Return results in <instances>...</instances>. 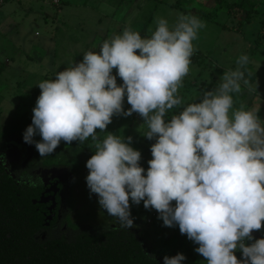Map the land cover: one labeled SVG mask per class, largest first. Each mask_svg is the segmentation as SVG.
<instances>
[{"label":"clouds","instance_id":"obj_1","mask_svg":"<svg viewBox=\"0 0 264 264\" xmlns=\"http://www.w3.org/2000/svg\"><path fill=\"white\" fill-rule=\"evenodd\" d=\"M156 23L150 38L125 28L105 40L99 52H85L81 62L39 83L24 142L34 144L43 158L62 141L70 145L91 137L97 150L86 162V184L120 228L136 227L131 207L143 201L163 226H178L198 245L195 251L207 264H264V238L252 235L264 227V126L257 112L243 105L229 114L231 94L241 92V81L249 85L242 71L249 57L240 56L236 70L225 71L217 88L185 106L178 89L190 70L193 41L206 24L184 14L171 29L166 19ZM114 68L123 80L120 86ZM125 95L131 105L127 111ZM182 106L166 122L168 110ZM133 113L147 125L144 136L156 141L146 174L131 136L125 142L109 133L99 142L96 133L106 131L115 114ZM163 259L183 264L187 257L177 253Z\"/></svg>","mask_w":264,"mask_h":264},{"label":"rangeland","instance_id":"obj_2","mask_svg":"<svg viewBox=\"0 0 264 264\" xmlns=\"http://www.w3.org/2000/svg\"><path fill=\"white\" fill-rule=\"evenodd\" d=\"M178 1L190 11L174 6ZM235 1L244 7L240 5L228 12V3ZM205 9H210L211 19L195 14L197 10ZM180 14L195 15L206 24L199 30L198 39L193 41L195 51L191 56L190 70L183 78V86L178 89L177 95L183 105L198 101L204 90L218 87L223 73L236 70L238 58L247 55L249 62L242 71L254 72L257 77L249 81V85L241 81L243 90L233 98L229 114L243 105L245 110L257 112L264 126V35L259 34L264 21V0H59L58 4L53 0H4L0 3V152L11 147L20 151L21 162L14 169L21 181H38V177L31 174L34 169L24 173L23 164L34 166L39 153L24 140L4 136V128L15 111L33 113L41 94L38 84L55 79L58 72L81 62L85 52H99L105 40L122 34L125 28L138 31L142 38H150L158 27V19H166L171 29ZM4 61L8 63L5 65ZM115 76L117 85H122V78L118 74ZM123 107L125 111L131 107L126 95ZM182 110L183 106L169 111L178 114ZM147 130L138 113L127 117L115 114L106 131L97 129L96 133L99 142L109 133L125 142L131 136V147L139 150L142 157L148 152L146 159L140 161L146 174L148 162L153 159L151 144L144 136ZM84 151L89 156L87 150ZM0 159L3 161L1 154ZM86 162L76 173L65 165L47 167L62 166L68 182L61 199L59 221L51 232H41V239L50 235L72 240L80 230L120 227L116 218L100 208L97 196L90 195L85 179L89 173ZM175 204L172 201V205ZM131 213L136 225L132 229L141 235L152 252H158L174 235L187 238L181 235L178 226H163L157 211L145 209L143 201L139 206L132 204ZM149 217L151 223L146 222ZM252 235L256 239L264 238V227L254 230ZM246 243H254V240ZM196 247L198 245L189 242L183 264H207L205 258L195 251ZM235 254L238 259H243L240 250Z\"/></svg>","mask_w":264,"mask_h":264},{"label":"trees","instance_id":"obj_3","mask_svg":"<svg viewBox=\"0 0 264 264\" xmlns=\"http://www.w3.org/2000/svg\"><path fill=\"white\" fill-rule=\"evenodd\" d=\"M240 5L244 7L238 1L228 3V12H233ZM174 6L182 8L185 12L190 11L179 1ZM195 14L211 19L210 9L197 10ZM259 34L264 35V21ZM117 73L118 70L114 68L112 74ZM256 77L254 72H245V79L250 82ZM215 88L217 87H211L209 90ZM242 90L241 82V92ZM238 94L231 95L234 98ZM196 102H200V99ZM174 114L176 113L168 110L166 122L170 121ZM32 117L31 112L15 111L6 122L4 136L24 140L23 134L32 124ZM34 139L40 140L37 136ZM146 140L151 146L156 142L155 139ZM30 146L35 148L34 144ZM84 149L89 156L85 154ZM94 149L96 147L91 137L82 143L74 141L70 145L62 141L52 155L46 158L38 155L34 166H29L24 173H29L39 166L55 165L68 166L76 173L81 170L83 162L95 154ZM147 154L146 151L141 161L146 159ZM141 166L143 167V164ZM19 176L17 172L16 176L11 174L0 161V264H163L164 256L184 254L189 250L190 240L186 237L180 239L178 235H174L164 242L158 252H152L134 229L120 227L80 230L72 240L64 237L53 238L50 235L46 239H41L39 235L41 232L52 231L61 201L55 212L54 222L47 227L45 224L47 216L43 214L46 208L39 202L35 203L41 195V188L28 185L18 179Z\"/></svg>","mask_w":264,"mask_h":264},{"label":"flooded vegetation","instance_id":"obj_4","mask_svg":"<svg viewBox=\"0 0 264 264\" xmlns=\"http://www.w3.org/2000/svg\"><path fill=\"white\" fill-rule=\"evenodd\" d=\"M4 150H2V152H0L3 161L0 159L1 162H3L4 166L7 168V170L16 176V171L14 169V166L19 165V163L21 162V153L20 151H17L16 148H8L5 152H3ZM9 152V153H8ZM4 159L6 160L7 163H5ZM23 168L24 170L28 169V166L26 167V162L23 164ZM55 169L56 172H52L51 170ZM62 169L61 167H54V168H47V167H38V168H34V170L32 171V175L33 177L37 176L38 177V181L37 182H26L28 185H32V186H39L41 188V195L37 200H35L36 202H39L40 205L44 206L46 209L45 211H43V214L46 217V223H49V225H46L47 227H50L51 224L54 222L55 219V212L58 209L59 206V201H61L62 199V195L64 193V190L66 188V184L68 182V178L67 176L64 177L65 180H60L59 177H57L60 174V171ZM43 171V172H42ZM38 174V175H36ZM63 178V177H62ZM18 179L21 180V176L18 177ZM44 195V196H43ZM43 196V200L44 199H49L47 200V202H40ZM35 202V203H36ZM61 203L60 202V207H61ZM48 217H52V220H49ZM60 218V208L59 211L57 213V218H56V222L54 224V226L58 223ZM53 226V227H54ZM45 232V231H44ZM42 239H46L44 237H42Z\"/></svg>","mask_w":264,"mask_h":264},{"label":"water","instance_id":"obj_5","mask_svg":"<svg viewBox=\"0 0 264 264\" xmlns=\"http://www.w3.org/2000/svg\"><path fill=\"white\" fill-rule=\"evenodd\" d=\"M9 153V152H8ZM53 173L54 172H56V170L55 169H52L51 170ZM67 175H66V171H65V169H61V171H60V174L57 176V177H59V179L60 180H65V178L64 177H66ZM63 177V178H62ZM44 196V195H43ZM43 196H42V199H41V201L40 202H47V200H49V199H44L43 200ZM36 202V201H35ZM48 219L49 220H52V217H48ZM46 225H49V223H47Z\"/></svg>","mask_w":264,"mask_h":264},{"label":"built area","instance_id":"obj_6","mask_svg":"<svg viewBox=\"0 0 264 264\" xmlns=\"http://www.w3.org/2000/svg\"><path fill=\"white\" fill-rule=\"evenodd\" d=\"M4 0H0V2L2 3ZM54 3H58L59 1L58 0H53ZM138 218V217H136ZM146 222L147 223H151L152 222V219L149 217L148 219H146Z\"/></svg>","mask_w":264,"mask_h":264},{"label":"crops","instance_id":"obj_7","mask_svg":"<svg viewBox=\"0 0 264 264\" xmlns=\"http://www.w3.org/2000/svg\"><path fill=\"white\" fill-rule=\"evenodd\" d=\"M59 1V0H58ZM1 3V2H0ZM58 4V3H57ZM123 9H125V8H123ZM110 39V38H109ZM5 62V65L8 63V61H4Z\"/></svg>","mask_w":264,"mask_h":264}]
</instances>
